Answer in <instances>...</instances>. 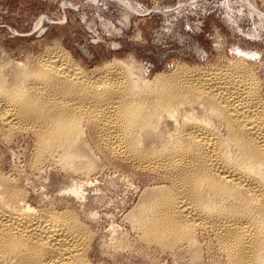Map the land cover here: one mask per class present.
Instances as JSON below:
<instances>
[{"label":"bare ground","instance_id":"6f19581e","mask_svg":"<svg viewBox=\"0 0 264 264\" xmlns=\"http://www.w3.org/2000/svg\"><path fill=\"white\" fill-rule=\"evenodd\" d=\"M60 41L18 59L0 47V134L5 142L30 138L25 172L15 176L0 163V264H117L97 252L96 211L88 210L90 221L83 215L84 185L105 169L98 155L153 178L123 217L129 230L112 226L108 239L100 236L103 254L105 244L127 250L137 239L171 252L187 243L190 259L199 261L200 232L221 264H264L257 60L225 55L217 45L216 62L178 61L146 78L129 53L88 67ZM46 167L64 171V191L78 206L63 196L35 200L31 175Z\"/></svg>","mask_w":264,"mask_h":264},{"label":"rangeland","instance_id":"374dc122","mask_svg":"<svg viewBox=\"0 0 264 264\" xmlns=\"http://www.w3.org/2000/svg\"><path fill=\"white\" fill-rule=\"evenodd\" d=\"M54 40H61L88 67L129 53L143 64L139 66L140 72L146 78L168 71L178 61L189 65L216 62L215 47L219 45L225 55L245 53L251 60H257L264 80V0H0V47L4 52L16 59L25 58L40 53ZM13 137L5 142L0 134V163L7 172L18 176L27 170L30 138L20 134ZM98 157L105 169L103 173L101 168L97 170L96 180L84 185L87 198L82 201L83 215L88 221L92 217L89 211L93 209L97 213L90 224L99 234L98 254L117 264L224 263L215 247L205 248L209 240L200 232L198 240L203 252L199 258L203 261L190 259L187 243L176 247L174 252L162 251L159 245L138 241L132 231L130 239H136L133 248L114 251L103 243L107 251L103 254L100 236L108 239L112 226L120 227L122 232L129 230L123 217L138 201L143 189L153 184V178L141 169ZM45 169L37 172V176L31 175L35 185L29 189L35 200L47 203L63 196L78 206L80 199L64 191V186L69 184L64 171L56 167ZM27 181L28 186L33 182Z\"/></svg>","mask_w":264,"mask_h":264}]
</instances>
